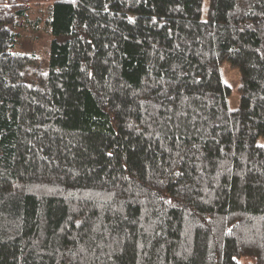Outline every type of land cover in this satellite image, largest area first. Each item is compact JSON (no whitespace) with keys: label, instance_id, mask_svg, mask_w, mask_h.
<instances>
[{"label":"trees","instance_id":"1","mask_svg":"<svg viewBox=\"0 0 264 264\" xmlns=\"http://www.w3.org/2000/svg\"><path fill=\"white\" fill-rule=\"evenodd\" d=\"M202 8L0 0V264H264V0Z\"/></svg>","mask_w":264,"mask_h":264},{"label":"rangeland","instance_id":"2","mask_svg":"<svg viewBox=\"0 0 264 264\" xmlns=\"http://www.w3.org/2000/svg\"><path fill=\"white\" fill-rule=\"evenodd\" d=\"M210 0H203L202 14L206 17ZM221 75L224 82L230 87V95L228 96V105L230 108H237L240 102L239 86L241 82V74L238 67L232 65L229 60L221 63ZM258 144L264 145V134L257 139Z\"/></svg>","mask_w":264,"mask_h":264}]
</instances>
